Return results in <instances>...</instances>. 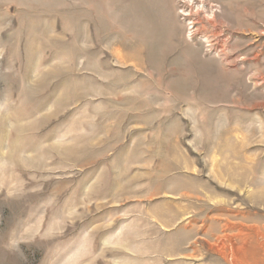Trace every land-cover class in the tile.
<instances>
[{"label": "rangeland", "instance_id": "374dc122", "mask_svg": "<svg viewBox=\"0 0 264 264\" xmlns=\"http://www.w3.org/2000/svg\"><path fill=\"white\" fill-rule=\"evenodd\" d=\"M245 227L264 0H0V264H241Z\"/></svg>", "mask_w": 264, "mask_h": 264}, {"label": "bare ground", "instance_id": "6f19581e", "mask_svg": "<svg viewBox=\"0 0 264 264\" xmlns=\"http://www.w3.org/2000/svg\"><path fill=\"white\" fill-rule=\"evenodd\" d=\"M199 4L204 6L203 3ZM216 23L212 19L211 24L215 26ZM245 228L246 230L241 231L242 258L238 262L241 264H264V235H261L258 228Z\"/></svg>", "mask_w": 264, "mask_h": 264}]
</instances>
